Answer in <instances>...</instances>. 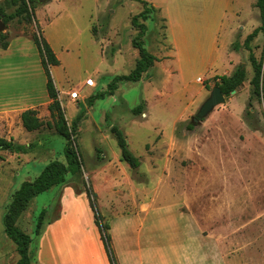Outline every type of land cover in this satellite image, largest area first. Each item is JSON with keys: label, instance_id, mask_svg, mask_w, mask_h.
<instances>
[{"label": "rangeland", "instance_id": "374dc122", "mask_svg": "<svg viewBox=\"0 0 264 264\" xmlns=\"http://www.w3.org/2000/svg\"><path fill=\"white\" fill-rule=\"evenodd\" d=\"M142 1L154 8L145 22L148 34L143 39L145 48L153 55L158 44H166V20L161 9L200 21L203 11L212 1H217L224 6L229 3V14L241 13L245 33L260 24L256 0ZM16 9L17 6L5 7V13ZM142 11L143 5L133 0H53L34 9L37 26L23 19L6 25L3 34L9 39L31 37L35 31L43 38L47 36L60 53L62 63L58 70H53L54 82L61 92L75 89L72 92L79 91L81 96L76 102L72 100V104L66 95H61L70 127L82 117L74 142L82 162V174L69 176L66 184L36 197L18 226L35 238L37 217L44 209L47 215L43 229L70 206L62 202L60 195L67 186L75 191L82 188L87 196L89 188L98 212L105 209L107 215L128 212L134 205L133 199L141 201L149 195L166 204L177 200L185 211L198 216L202 227L216 235L224 264H264V99L254 100L249 106L253 70L247 51H243L242 57L247 66V81L196 127L193 118L217 86L215 77L211 78V72L203 68L182 79L172 75V66L165 63L151 69L158 74L152 85L146 77L139 82H121L114 96L97 99L92 104L87 100L107 91L115 76L129 75L135 69L139 51L132 40L138 32L132 26V19ZM230 20L231 17L228 24ZM93 36L103 39L104 53ZM244 41L238 38L232 46ZM2 43L0 40V46ZM65 47L68 51L63 50ZM252 47L264 69L263 34ZM197 78L202 80L197 82ZM140 105L145 112L134 114L133 110ZM44 118V127L33 133L24 128L15 130L13 126L14 142L32 145L30 151L0 153V264H17L20 258L4 228V216L13 194L23 183L34 181L50 162L65 163L66 141L53 127L47 126L52 118ZM189 125L194 130H189ZM113 126L124 133L130 151L140 160L138 169L133 170L124 162L119 165L121 151L111 132ZM9 132L8 128L0 129L5 138ZM103 167L113 168L116 175L102 174ZM125 171L130 172L133 182L126 179ZM118 175L127 181L120 185L118 182L122 180ZM141 184L147 187L145 191ZM81 207L78 204L80 221L86 223ZM92 212L95 215L93 209ZM206 247L211 260L216 261L218 256L209 242ZM33 264H37L36 254Z\"/></svg>", "mask_w": 264, "mask_h": 264}, {"label": "crops", "instance_id": "0c3cea01", "mask_svg": "<svg viewBox=\"0 0 264 264\" xmlns=\"http://www.w3.org/2000/svg\"><path fill=\"white\" fill-rule=\"evenodd\" d=\"M227 1L231 3L232 0ZM210 4L198 18L200 21L187 20L169 9H161V14L166 20V44H158L157 50L154 51L158 61L152 69L168 63L172 66V75L185 79L192 71L203 68L211 72V78H214L230 76L237 66L245 64L242 57L243 51L246 50L233 51L232 44L238 38L245 40L260 24L252 26V29L245 33L239 11L229 14V3L224 6L212 1ZM37 22L39 21L35 17L36 26ZM45 37L60 61L59 66L51 68L53 76V70H58L62 65L61 57L54 44ZM93 38L104 53L103 39L94 36ZM243 44L244 42L241 45ZM63 50L68 51V47ZM118 53L119 51L115 52V56ZM151 74L153 75L149 77ZM157 76L158 74L151 70L145 73L142 79L146 77V81L152 85ZM89 80L96 86L92 78ZM196 80L199 82L202 79ZM56 88L62 105L61 95H66L67 101L72 104L76 102H72L68 95L75 89L61 92L57 84ZM80 98L79 92L78 99ZM83 99L86 100L87 96ZM50 104L47 76L37 46L30 37L11 38L6 50L0 48V129H10L7 139H12L16 129L20 131L24 128L21 119L23 112L37 110L38 117L43 121L44 117H51ZM144 115L148 116V113ZM121 162L119 161V165ZM113 172V168H101L104 175H116ZM125 175L127 180L133 182L130 172L125 171ZM118 178L122 180L118 182L120 185L127 181L123 176L118 175ZM141 185L145 191L147 187ZM60 195L62 202L70 206L43 229L35 250L36 263L110 264L87 194L82 188L75 191L67 186L61 190ZM133 203L130 211L115 215H107L105 209L101 210L110 225L111 244L118 264H224L220 243L216 241L214 232L203 228L198 216L191 211H185L182 203L179 204L176 200L166 204L158 198L151 199L149 195L141 201L133 199ZM78 204L82 206L81 209L87 218L86 223L80 221L81 211ZM19 221L20 219L18 223ZM208 242L214 254L218 256L214 262L206 247Z\"/></svg>", "mask_w": 264, "mask_h": 264}, {"label": "trees", "instance_id": "16d2710c", "mask_svg": "<svg viewBox=\"0 0 264 264\" xmlns=\"http://www.w3.org/2000/svg\"><path fill=\"white\" fill-rule=\"evenodd\" d=\"M133 1L140 2L143 5V11L132 19V26L138 31L137 35L132 40V45L134 48L138 49L140 59L137 61L135 69L129 75L115 76L108 85L107 91L99 92L87 99L90 104L97 99H104L106 96H114L118 84L121 82L140 81L143 75L150 71L158 61V59L145 48L143 40L148 31L145 22L150 19L154 8L150 7L148 3L142 0ZM37 5H39L37 0H2L0 1V17L3 18L5 25L16 19H23L28 24H32L35 22L34 9ZM12 6H17V9L13 13L6 14L5 7ZM256 7L260 13V25L247 36L243 45L235 43L232 46V49L236 52L244 49L249 53V63L253 70V78L250 82L251 96L249 106H252L254 100L259 101L262 98L264 99L263 62L255 56L252 47V43L255 39H257L260 34L264 35V0H256ZM139 19H141L143 23H141ZM30 38L34 41L39 50L42 65L47 76V90L51 99L49 111L52 122L46 124L48 127H53L56 130V133L66 141L63 151L65 163L60 161L50 162L34 181L23 183L20 189L13 194L11 203L4 216V228L7 237L16 245V250L20 257L17 264H33V256L35 255L36 250L35 242L42 234L43 225L47 215V210L44 209L37 217L36 228L34 230L35 238H32L21 230L17 225L18 220L27 210L30 202L52 188L66 184L69 176L75 177L82 174V162L80 160L78 149L74 144L82 117L79 116L74 121L73 126L70 127L59 100V93L51 73V68L59 66L60 61L40 32L35 31ZM0 40L3 41L0 48L6 50L9 47L11 39H9L6 34L1 33ZM247 77L248 72L246 64H240L230 76H220L215 77V79L216 85L222 89L224 94H228L232 91L239 90L247 81ZM143 110V105H140L135 108L133 112L134 114L139 115L143 113ZM38 114L37 110H28L22 113V124L26 131L35 132L44 127L45 123L38 117ZM188 128L189 130H194L195 127L189 125ZM111 132L115 136L120 148L121 161L127 163L133 170L138 169L141 166V162L130 151L124 133L117 126H113ZM31 149L32 145L25 146L17 144L13 139H7L0 134V152L7 151L10 153L25 154ZM87 193L91 201V207L95 211V223L100 230L101 238L105 244L110 262L111 264H118L111 244V236L109 233L110 225L106 222L105 217L98 212L95 202L92 199L93 194L89 188H87Z\"/></svg>", "mask_w": 264, "mask_h": 264}, {"label": "water", "instance_id": "95a60500", "mask_svg": "<svg viewBox=\"0 0 264 264\" xmlns=\"http://www.w3.org/2000/svg\"><path fill=\"white\" fill-rule=\"evenodd\" d=\"M39 5L47 4L53 0H37ZM6 30V25L0 22V34ZM237 91H232L231 93L224 94L219 86H215L207 98V100L200 107L197 115L193 118V125L196 127L201 124L205 119H207L214 110L226 103V100L231 96L235 95Z\"/></svg>", "mask_w": 264, "mask_h": 264}, {"label": "built area", "instance_id": "2783aa9c", "mask_svg": "<svg viewBox=\"0 0 264 264\" xmlns=\"http://www.w3.org/2000/svg\"><path fill=\"white\" fill-rule=\"evenodd\" d=\"M68 95L73 101H76L79 98V92H70Z\"/></svg>", "mask_w": 264, "mask_h": 264}]
</instances>
